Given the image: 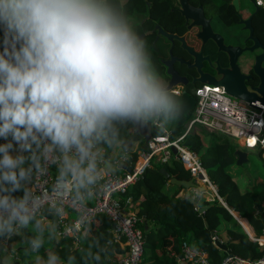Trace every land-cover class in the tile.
Listing matches in <instances>:
<instances>
[{
	"label": "clouds",
	"instance_id": "clouds-1",
	"mask_svg": "<svg viewBox=\"0 0 264 264\" xmlns=\"http://www.w3.org/2000/svg\"><path fill=\"white\" fill-rule=\"evenodd\" d=\"M127 6L0 0V236L33 221L41 201L27 185L42 161L52 157L58 183L79 194L108 170L102 145L125 150L122 127L163 128L182 116L180 93L159 74ZM30 243L38 249L40 235Z\"/></svg>",
	"mask_w": 264,
	"mask_h": 264
},
{
	"label": "trees",
	"instance_id": "trees-1",
	"mask_svg": "<svg viewBox=\"0 0 264 264\" xmlns=\"http://www.w3.org/2000/svg\"><path fill=\"white\" fill-rule=\"evenodd\" d=\"M154 1L160 3L159 0ZM144 7H146L144 1L129 0L127 11L132 17ZM180 99L184 104L182 116L166 124L171 130V139L185 132V125L196 103L193 92L180 95ZM160 132V128L152 127L153 135ZM120 136L125 143V150L102 145L104 160L114 162L115 159L125 156L126 152L134 163L139 152L147 148L143 136L136 133L133 126L122 127ZM182 143L200 156L202 165L216 186L217 197L214 196L210 201L201 195L179 197L178 193L183 187L169 183L168 178L161 173L160 169L164 167L170 177L175 176L185 180L191 177L190 172L177 159L163 164L153 158L150 167L121 196L122 201L128 200L132 204L131 208L127 209L137 216L138 226L143 231L144 264H177L176 255H181L183 241L206 250L212 263L218 264L227 251L218 248L213 243L211 233L217 236L216 230L222 220L233 221L232 214L219 198L230 209H234L242 217L247 218L258 234L264 231V223L259 218L258 209L260 205L264 212V180L260 181L258 177L252 187L248 186L243 189L239 187L237 179L230 172L229 166L236 160L234 151L240 146L230 142L229 138H224L222 134L207 132L203 129L189 130L183 137ZM261 153L262 150L258 153L259 158H262ZM16 195H21V193ZM201 206H208V208L199 213L197 208ZM44 214L51 220H56V214L53 211L47 210ZM103 217L105 218L104 228L94 229V223H92L80 249L72 246L70 237L55 239L46 233L41 235L42 232L38 233L36 230H26L21 234L20 232L14 233L11 236H0V240L7 237V246L0 244V264H47L52 255L58 257L60 264H116L111 258L116 251H119L118 244L110 231L109 221L104 215ZM242 221L246 226V228L243 227L244 230L251 232L246 222ZM39 224L42 227V223ZM235 225L240 226L236 223ZM226 232L228 236L225 243H227L229 253L253 259L264 254V249L259 248L257 242L249 239L245 232H238L231 228H226ZM37 235H40L42 244L34 250L30 242ZM217 237L224 242L221 236ZM10 249L18 254L20 259L13 258L9 262L5 261L4 257Z\"/></svg>",
	"mask_w": 264,
	"mask_h": 264
},
{
	"label": "built area",
	"instance_id": "built-area-1",
	"mask_svg": "<svg viewBox=\"0 0 264 264\" xmlns=\"http://www.w3.org/2000/svg\"><path fill=\"white\" fill-rule=\"evenodd\" d=\"M194 95L196 105L193 116L187 123L188 127L199 124L210 132L236 138L237 142L246 149H253L258 145L261 148L264 147V106L251 107L246 102L228 95L216 85L204 84L195 90ZM154 126L160 128L157 125ZM160 129V133L152 135L146 142L147 148L139 152L134 163L130 155L115 159L113 162L115 165L129 160V171L124 169L115 173L110 170L105 171L101 179L87 189V194L85 191H80L78 194L75 189L66 192L57 181V165L52 163V157L48 161H42L45 171L34 173L31 183L27 185L35 196L40 197L41 201L34 218L46 219L47 216L44 213L47 210L53 211L56 214L54 221L56 237L58 239L70 237L72 246L80 249L90 225L94 223L97 216L104 215L113 224L116 237L125 239L126 252L116 263L144 264L143 231L138 226L137 216L127 209L131 208L132 204L128 200L122 201L121 196L150 167L153 158L163 164L172 159L179 160L190 172L195 184L203 185L206 190L214 191V196L217 195L216 186L210 180L198 153L182 143L185 133L171 139L170 129L165 126ZM172 147L175 148V153ZM100 168L105 169L102 163ZM192 191H194L193 196L202 193L197 187H193ZM53 203L55 207H52ZM67 213H73L75 216L68 220ZM248 234L261 249H264V241L261 240L264 233L259 236L254 235V232ZM216 239H218L217 236H212L213 242ZM0 244L7 246V237L2 238ZM176 257L177 263L182 264H214L206 250L186 241L181 243V255ZM14 258L18 259V257ZM218 264H264V254L253 259L227 253Z\"/></svg>",
	"mask_w": 264,
	"mask_h": 264
},
{
	"label": "flooded vegetation",
	"instance_id": "flooded-vegetation-1",
	"mask_svg": "<svg viewBox=\"0 0 264 264\" xmlns=\"http://www.w3.org/2000/svg\"><path fill=\"white\" fill-rule=\"evenodd\" d=\"M140 1L146 7L136 8L140 12L132 19L159 74L180 95L204 84L222 88L223 81H240L247 89L259 84L264 76V0ZM221 45L243 50L227 52ZM233 66L243 78L228 73ZM196 125H185L184 133Z\"/></svg>",
	"mask_w": 264,
	"mask_h": 264
},
{
	"label": "water",
	"instance_id": "water-1",
	"mask_svg": "<svg viewBox=\"0 0 264 264\" xmlns=\"http://www.w3.org/2000/svg\"><path fill=\"white\" fill-rule=\"evenodd\" d=\"M183 7H186V3L182 4ZM224 48H221L224 51L227 52H231V51H236V53H240L243 49H240L239 47H233L231 45H221ZM231 47V48H230ZM234 59V58H233ZM258 61V60H257ZM257 64V63H256ZM255 64V65H256ZM228 73H231V76L236 77V78H243L244 76L240 74L239 69L237 66H233V69L228 71ZM222 85V89L224 90L225 93H227L228 95L235 97L237 99H240L244 102H246L249 106L254 107V108H258V105H264V76L262 74H260V82L258 85L256 86H252V87H245L244 85H241L242 83H240V81L237 84H228L225 81L221 82ZM134 130L136 133L140 134L141 136H143L145 143L151 139L152 137V124H149L145 127H140V128H136L134 127ZM172 151L175 153L176 150L174 147H172ZM236 160L235 163L236 164H243V163H247L248 162V157H249V151L242 149V148H238L234 151ZM258 155V154H257ZM103 166L108 170L112 171V172H117L118 168L124 169L129 171L130 170V162L129 160L124 161L122 164L119 165V167H116L114 164H111L107 161H104ZM161 173L168 178L169 183L176 185L177 187H183L187 190H189L191 187H197L200 191H205V186L203 185H198L195 184L192 180V178H189L187 180L185 179H180L177 178L175 176L170 177L169 173L166 171V169L163 167L160 169ZM188 195L189 191H188ZM208 208V206H201L198 207L197 210L199 213H202L203 211H205ZM258 209L260 211L259 213V218L263 221L264 223V212L262 211V207L259 205ZM205 225H207V223H205ZM241 225V224H240ZM113 225L112 228L113 229ZM145 228L146 223H145ZM211 236H214V233H211ZM215 245L228 252V246L227 243L222 242L218 239H216L214 241Z\"/></svg>",
	"mask_w": 264,
	"mask_h": 264
},
{
	"label": "crops",
	"instance_id": "crops-1",
	"mask_svg": "<svg viewBox=\"0 0 264 264\" xmlns=\"http://www.w3.org/2000/svg\"><path fill=\"white\" fill-rule=\"evenodd\" d=\"M249 150V149H248ZM264 153V152H263ZM262 153V157H263V161H264V154ZM258 154V153H257ZM129 155V154H128ZM105 161V160H104ZM107 162H109V163H111V164H114L113 163V161H107ZM123 163V162H122ZM122 163H119V164H117V165H120V164H122ZM102 165H103V163H102ZM115 165V164H114ZM117 165H115L116 167H117ZM104 167V166H103ZM105 168V167H104ZM119 170V172H121L123 169H121V168H118L117 169V171ZM262 171V169L259 171V172H261ZM249 173V172H248ZM258 173V172H257ZM250 174V173H249ZM261 175V174H260ZM260 177V181L261 180H264L263 178L264 177H262L261 178V176H259ZM192 188V187H191ZM76 191V190H75ZM80 191H85L86 192V194H87V189H81ZM188 191H189V194L190 195H188ZM193 193H194V191H192V189H189V190H187V189H185V188H183V189H181L180 191H179V193H178V196L179 197H187V196H192L193 195ZM202 197H204L206 200L208 199V195H206L205 193L204 194H202L201 195ZM89 197V196H88ZM223 204V203H222ZM226 208H228V210H229V212L232 214V216H233V221H234V223H236V222H239L240 224H241V222H240V220H244L245 222H246V224L249 226V228L251 229V232H249L250 234H252V231H254L255 229H254V227L250 224V222H248V219L247 218H245V217H242L241 215H240V213L239 212H237V211H235L234 209H230L227 205H226V203L225 204H223ZM75 215L73 214V213H67V218H68V220H71V218H73ZM106 217V216H105ZM107 218V217H106ZM104 217H103V215L102 216H99V217H97V219L94 221V225H93V228L94 229H97V230H101V229H103L104 228ZM108 220V219H107ZM109 221V220H108ZM42 223V229H43V231H42V233H41V235H45V233L47 234V233H49V235H51V237H53V238H55V239H58V237H56V235H55V232H54V229H55V225H54V221L53 220H51L50 218H46V219H38V218H34L33 219V221H31V223H29V225L28 226H26V227H18L17 228V230L15 231V234H17V233H19V234H21L22 232H24V231H26V230H30V231H35V229H34V225L36 224V223ZM109 223H110V231H111V233H112V236H113V238H114V240H116V242H117V244H118V249H119V251H116L112 256H113V258H111V260H112V262H117L119 259H120V257L122 256V254L124 253V252H126L125 250H126V243H125V239H124V237H120V238H117L116 237V235L114 234V232H113V229H111L112 228V223L109 221ZM229 223L230 222H227V221H225V220H222L221 221V226H222V228H224L225 227V231H226V228H230V227H228V225H229ZM244 223L242 222V224H241V226H242V228H243V225ZM244 229V228H243ZM246 231V230H245ZM222 236V235H221ZM16 237H18V236H16ZM86 237V236H85ZM84 237V238H85ZM84 238H83V240H84ZM60 239V238H59ZM261 240L262 241H264V236L261 238ZM122 250V251H121ZM14 257H18L19 259H20V257H19V255L18 254H15L14 252H12V249H10V250H8V254L4 257V260L5 261H7V262H9V261H11ZM9 258V259H8ZM32 259H34V257L32 258ZM31 259V260H32ZM56 264H60V262L59 261H56ZM117 264V263H116ZM177 264H182L181 262L180 263H177Z\"/></svg>",
	"mask_w": 264,
	"mask_h": 264
},
{
	"label": "rangeland",
	"instance_id": "rangeland-1",
	"mask_svg": "<svg viewBox=\"0 0 264 264\" xmlns=\"http://www.w3.org/2000/svg\"><path fill=\"white\" fill-rule=\"evenodd\" d=\"M195 105H196V103H195ZM192 116H193V111H192L191 117ZM200 129H203V130L209 132L208 130H206L201 125H196L193 130H200ZM219 134H221V133H219ZM222 135H223L224 138H229L230 142L237 143L242 149L248 150L246 148H243L239 144V142H237L236 138L229 137V136H227L225 134H222ZM261 149L262 148L260 147V145H258L256 148L249 149L248 150L249 151V157H248V162L247 163L236 164L234 162L233 164H231L229 166L230 172H231L232 176H234L237 179V184L239 185V187H241L243 189L247 188L248 186L252 187V185L255 183L256 179L259 176H261V178L264 177V161H263L262 158H259L258 155H257V153H259L261 151ZM261 169H262V171L259 172ZM214 193H215L214 191L209 190V189H207L205 191V194L208 195L209 199L214 197ZM240 222L242 223L243 221L240 220ZM248 222H250V221H248ZM236 224H239V223L236 222ZM228 227H230L231 229H234V230H236L238 232H242V231L245 232V230L242 227H240L238 225H235L234 221H231L229 223ZM224 229H225V227L222 228V226L220 224V226L216 230V234H217V236H221L222 235L221 237H222L223 241L225 242L227 240V236L228 235H227V232ZM263 233H264V231H262V234ZM47 234H49V233H47ZM262 234H258V232L254 230V235L259 236V235H262ZM57 261L60 262V260H57ZM55 264H56V261H55Z\"/></svg>",
	"mask_w": 264,
	"mask_h": 264
},
{
	"label": "bare ground",
	"instance_id": "bare-ground-1",
	"mask_svg": "<svg viewBox=\"0 0 264 264\" xmlns=\"http://www.w3.org/2000/svg\"><path fill=\"white\" fill-rule=\"evenodd\" d=\"M243 225H244L243 227L246 228L245 224H243ZM247 232H248V231H247Z\"/></svg>",
	"mask_w": 264,
	"mask_h": 264
}]
</instances>
